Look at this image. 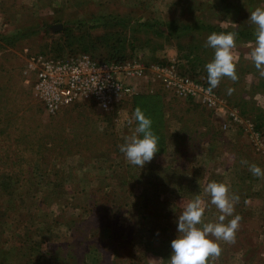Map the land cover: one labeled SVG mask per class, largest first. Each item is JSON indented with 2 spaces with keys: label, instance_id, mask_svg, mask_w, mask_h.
Returning <instances> with one entry per match:
<instances>
[{
  "label": "rangeland",
  "instance_id": "374dc122",
  "mask_svg": "<svg viewBox=\"0 0 264 264\" xmlns=\"http://www.w3.org/2000/svg\"><path fill=\"white\" fill-rule=\"evenodd\" d=\"M257 7L264 0H0V182L8 176L29 182L25 195V189L17 193L14 213L0 190V264H169L165 257L188 202L200 196L205 222H216L220 213L204 193L212 181L239 195L234 215L242 217L235 243L219 242L215 264H264V179L241 164L264 169V79L249 56L256 28L249 16ZM103 14L190 29L199 23L249 28L254 36L233 49L238 81L225 77L213 90L223 113L176 99L155 82H138L146 86L139 96H159L165 145L143 168L119 151L134 129L126 123L129 98L109 112L81 101L47 115L26 70L30 56L63 55L71 45L79 48L76 38L86 46L100 34L93 27ZM209 35L140 33L127 39L129 53L120 63L172 64L207 82L205 65L214 57L204 47ZM228 88L235 91L229 95Z\"/></svg>",
  "mask_w": 264,
  "mask_h": 264
},
{
  "label": "clouds",
  "instance_id": "9594fccd",
  "mask_svg": "<svg viewBox=\"0 0 264 264\" xmlns=\"http://www.w3.org/2000/svg\"><path fill=\"white\" fill-rule=\"evenodd\" d=\"M255 28V45L249 54L250 59L264 79V8L257 7L249 16ZM238 32H213L207 37L204 45L214 50L213 59L205 65L208 87L204 91L211 95L221 80L225 77L232 82H237L239 77L236 69V59L233 49L236 47ZM234 88H228L231 95ZM126 123L134 126L130 135L123 138L119 151L124 154L127 162L133 166L143 168L151 162L159 151L158 136L152 129V120L147 117L141 108L137 107ZM242 165H247L253 176L264 179V169L256 164H249L241 160ZM204 193L210 197L211 205L220 213L216 222H205L206 206L200 196H196L187 203L183 212L178 216L177 237L171 241L172 254L169 264H215L222 254L219 242L234 244L236 233L240 228L242 217L235 214V205L239 203L238 194L232 193L227 184L222 182H209L204 188ZM231 217L225 223L226 219Z\"/></svg>",
  "mask_w": 264,
  "mask_h": 264
},
{
  "label": "built area",
  "instance_id": "2783aa9c",
  "mask_svg": "<svg viewBox=\"0 0 264 264\" xmlns=\"http://www.w3.org/2000/svg\"><path fill=\"white\" fill-rule=\"evenodd\" d=\"M26 70L33 76L32 92L47 115L81 101H90L102 112L112 111L120 101L133 96L138 82L145 80L155 82L176 99L190 100L215 114L224 110L214 92L206 94L207 87L181 76L172 64L147 67L134 59L96 62L85 54L62 59L36 54L30 56ZM227 116L236 121L232 113Z\"/></svg>",
  "mask_w": 264,
  "mask_h": 264
},
{
  "label": "trees",
  "instance_id": "16d2710c",
  "mask_svg": "<svg viewBox=\"0 0 264 264\" xmlns=\"http://www.w3.org/2000/svg\"><path fill=\"white\" fill-rule=\"evenodd\" d=\"M97 23L94 24L93 30H99L100 34H98L96 37L86 39L87 45L82 47L80 46V40L78 38L75 39V42L78 43V47L71 45L69 47V50L66 51L63 55H50V54H39L46 57H50L53 59H62L67 57L76 56L79 54H87L90 59L96 62H120L121 60H124L123 58H127V53L124 52L125 46L127 43V39L130 37V39L134 42L137 40V36H139L140 33H149L152 37L158 38L163 36H174V38L178 37V34L183 35L187 33V31H197L198 29H201L203 31H206L208 34H211L213 32L221 33V32H238V38L237 41H251L254 36L251 35V30L249 28H236V29H226L221 30L219 28H214L212 26H209L207 24L199 23L197 24L198 27H190L187 25L182 24H176L174 22H159L157 20H142L137 19L135 17H130L129 15H116V14H103L99 15V17L96 20ZM178 33V34H177ZM190 33V32H189ZM177 35V36H176ZM131 41V42H132ZM133 47L130 46V51ZM128 51V50H126ZM62 52V51H61ZM126 53V54H125ZM176 71L181 75L188 77L192 80H195L199 83H201L203 86L208 87V83L203 78H193L192 75L186 76L185 73L181 72L177 66H175ZM163 91V90H162ZM214 92V91H213ZM216 93V92H215ZM191 103H194L190 100H187ZM126 108H129L131 110V113L137 108H141V110L144 112V114L149 117L152 120V129L154 133L158 136V146L159 151L157 153H162L165 149L164 140L162 138V135L160 133L159 126H163L161 123V117H162V111L160 109V101L158 95H150V96H138L131 99H126L123 101L125 103ZM122 103V104H123ZM128 103V104H127ZM93 106V104L91 103ZM199 108H203L200 105L196 104ZM206 110L205 108H203ZM208 111V110H207ZM135 126V125H134ZM181 133L189 134L183 131ZM179 135V133H175L173 137H183ZM173 146L176 148V152L179 149L178 142H174ZM9 173V172H8ZM8 181L5 183L0 182V190L4 191L6 193L7 198V210L13 211L15 210V201H17L20 197L17 193H20L21 191H24L27 193V185L28 181L26 179H21L20 181L14 180L13 177L8 176ZM56 181V180H55ZM55 181H52L53 183H56ZM26 186V188H25ZM18 195V196H17ZM171 235H169L170 237ZM162 245V244H160ZM167 248H169V245H166ZM162 249L161 247H159ZM163 250V249H162ZM170 258V255L165 259Z\"/></svg>",
  "mask_w": 264,
  "mask_h": 264
},
{
  "label": "crops",
  "instance_id": "0c3cea01",
  "mask_svg": "<svg viewBox=\"0 0 264 264\" xmlns=\"http://www.w3.org/2000/svg\"><path fill=\"white\" fill-rule=\"evenodd\" d=\"M142 85V86H141ZM139 85V88L135 90V94L133 96H131L129 99H133L135 97H138L140 95V91L141 90H145L146 86H143V84ZM175 147V146H174Z\"/></svg>",
  "mask_w": 264,
  "mask_h": 264
}]
</instances>
